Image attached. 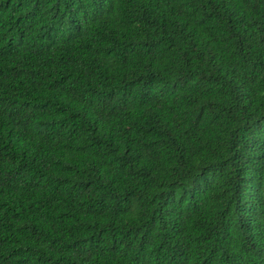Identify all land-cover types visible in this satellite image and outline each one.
Here are the masks:
<instances>
[{
    "label": "trees",
    "instance_id": "obj_1",
    "mask_svg": "<svg viewBox=\"0 0 264 264\" xmlns=\"http://www.w3.org/2000/svg\"><path fill=\"white\" fill-rule=\"evenodd\" d=\"M0 264H264V0H0Z\"/></svg>",
    "mask_w": 264,
    "mask_h": 264
}]
</instances>
